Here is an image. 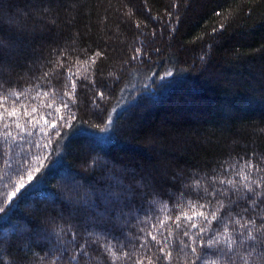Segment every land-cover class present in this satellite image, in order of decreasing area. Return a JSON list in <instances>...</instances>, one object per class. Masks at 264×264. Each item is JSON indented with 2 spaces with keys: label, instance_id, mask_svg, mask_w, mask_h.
<instances>
[{
  "label": "trees",
  "instance_id": "obj_1",
  "mask_svg": "<svg viewBox=\"0 0 264 264\" xmlns=\"http://www.w3.org/2000/svg\"><path fill=\"white\" fill-rule=\"evenodd\" d=\"M0 209V264H264V0H0Z\"/></svg>",
  "mask_w": 264,
  "mask_h": 264
},
{
  "label": "snow or ice",
  "instance_id": "obj_2",
  "mask_svg": "<svg viewBox=\"0 0 264 264\" xmlns=\"http://www.w3.org/2000/svg\"><path fill=\"white\" fill-rule=\"evenodd\" d=\"M97 55H99V54H97ZM72 86H73V90H74V88H75V81L72 82ZM64 106L67 107L66 104H65ZM9 114H10V115H14L15 113H9ZM51 127H53V128L56 127L55 122L52 123ZM32 178H33V177H32V175H31V173H29V174H28V180L31 181ZM24 187H25V184H24L23 181L21 180L20 185H19V188H17L16 191L19 192L20 189H21V188H24ZM15 195H16V192H13L9 198L11 199V197H14ZM2 210H3V209H0V211H2ZM152 238H153V240H155V236H153ZM149 264H151V261H149Z\"/></svg>",
  "mask_w": 264,
  "mask_h": 264
}]
</instances>
